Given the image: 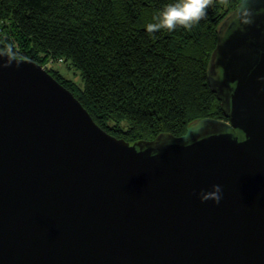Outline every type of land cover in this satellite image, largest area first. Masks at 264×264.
I'll return each instance as SVG.
<instances>
[{
  "label": "water",
  "instance_id": "95a60500",
  "mask_svg": "<svg viewBox=\"0 0 264 264\" xmlns=\"http://www.w3.org/2000/svg\"><path fill=\"white\" fill-rule=\"evenodd\" d=\"M208 79L226 118L130 141L0 48V264H264V0L227 15Z\"/></svg>",
  "mask_w": 264,
  "mask_h": 264
},
{
  "label": "trees",
  "instance_id": "16d2710c",
  "mask_svg": "<svg viewBox=\"0 0 264 264\" xmlns=\"http://www.w3.org/2000/svg\"><path fill=\"white\" fill-rule=\"evenodd\" d=\"M240 1L214 0L190 27L150 33L147 24L173 0H0V48L42 65L69 62L83 87L47 69L117 137L182 135L201 118H226L209 65Z\"/></svg>",
  "mask_w": 264,
  "mask_h": 264
},
{
  "label": "clouds",
  "instance_id": "9594fccd",
  "mask_svg": "<svg viewBox=\"0 0 264 264\" xmlns=\"http://www.w3.org/2000/svg\"><path fill=\"white\" fill-rule=\"evenodd\" d=\"M208 0H173L166 4L155 17V22L147 24V31L156 33L160 29L174 30L177 25L190 27L199 21L206 12ZM212 190L217 193L216 203L222 199V185L214 184Z\"/></svg>",
  "mask_w": 264,
  "mask_h": 264
},
{
  "label": "rangeland",
  "instance_id": "374dc122",
  "mask_svg": "<svg viewBox=\"0 0 264 264\" xmlns=\"http://www.w3.org/2000/svg\"><path fill=\"white\" fill-rule=\"evenodd\" d=\"M213 1L214 0H208V4H211ZM223 2L225 5L228 4V0H223ZM68 63L60 59H51L50 61L46 62L44 65H47V67H54L59 69L62 75H64L66 78L73 79L83 87L84 81L81 78L80 71Z\"/></svg>",
  "mask_w": 264,
  "mask_h": 264
},
{
  "label": "built area",
  "instance_id": "2783aa9c",
  "mask_svg": "<svg viewBox=\"0 0 264 264\" xmlns=\"http://www.w3.org/2000/svg\"><path fill=\"white\" fill-rule=\"evenodd\" d=\"M60 60H62V59H60ZM45 67H47V65H45Z\"/></svg>",
  "mask_w": 264,
  "mask_h": 264
}]
</instances>
